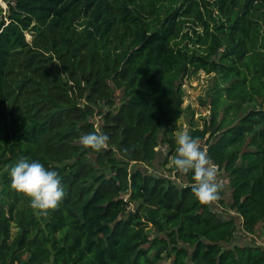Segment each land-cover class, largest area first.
<instances>
[{
    "label": "trees",
    "instance_id": "trees-1",
    "mask_svg": "<svg viewBox=\"0 0 264 264\" xmlns=\"http://www.w3.org/2000/svg\"><path fill=\"white\" fill-rule=\"evenodd\" d=\"M194 70L217 80L189 131L240 221L198 201L191 172L138 166L161 142L177 155ZM21 157L61 177L47 215L12 186ZM0 184V264H264V246L235 242L264 229V0H0Z\"/></svg>",
    "mask_w": 264,
    "mask_h": 264
},
{
    "label": "clouds",
    "instance_id": "clouds-1",
    "mask_svg": "<svg viewBox=\"0 0 264 264\" xmlns=\"http://www.w3.org/2000/svg\"><path fill=\"white\" fill-rule=\"evenodd\" d=\"M81 143L95 150H101L109 140L106 133L90 132L83 135ZM177 155L172 160L174 168L181 173H192L195 183L191 190L201 203H209L218 198L222 187L217 182L218 169L210 164V158L202 149L199 139L188 129L176 136ZM12 186L29 198L30 207L47 215V210L55 209L63 200L65 192L61 177L52 168L45 167L39 160L21 157L9 169Z\"/></svg>",
    "mask_w": 264,
    "mask_h": 264
},
{
    "label": "rangeland",
    "instance_id": "rangeland-1",
    "mask_svg": "<svg viewBox=\"0 0 264 264\" xmlns=\"http://www.w3.org/2000/svg\"><path fill=\"white\" fill-rule=\"evenodd\" d=\"M4 6L6 5L3 3ZM193 25L190 23L187 24L186 30L189 26ZM27 39L31 41L32 35L27 33ZM217 76L215 73H206L204 70L192 71L188 77H186L183 81L184 88V102H183V113L177 121L178 129L175 131V137L177 134L184 130L192 127L203 128V123L205 120L210 119L211 115V96H214V85L216 84ZM221 111V110H220ZM95 123V126L100 129L101 119L100 116L93 117L92 120ZM162 138V136H161ZM205 139L200 140V146L206 149V145L204 144ZM156 158L150 161L147 165L138 164L139 167L144 170L156 174L159 176H167L170 174H174L175 170H173L172 160L174 156L168 153L169 147L166 143L161 142L160 146L156 148ZM206 151V150H205ZM173 170V171H172ZM180 173V178L178 180H182L185 177V173ZM217 182L222 185L219 189L218 198L212 201L213 208L223 217H228L229 215H235L234 211H230L228 209L231 203V187L230 180L228 174L224 171L218 170ZM0 184V188H1ZM224 201L221 203L220 200ZM237 221H240V218L235 215ZM151 226V231L153 234L156 233L154 227ZM15 230V229H14ZM235 242L238 244H260L264 246V229L260 225L254 234H249L240 229L236 235ZM158 264H171L170 258H162L158 261Z\"/></svg>",
    "mask_w": 264,
    "mask_h": 264
},
{
    "label": "built area",
    "instance_id": "built-area-1",
    "mask_svg": "<svg viewBox=\"0 0 264 264\" xmlns=\"http://www.w3.org/2000/svg\"><path fill=\"white\" fill-rule=\"evenodd\" d=\"M212 165H214V164H212ZM214 166H216V165H214ZM217 167V166H216Z\"/></svg>",
    "mask_w": 264,
    "mask_h": 264
}]
</instances>
